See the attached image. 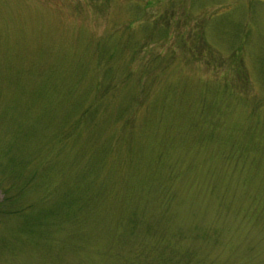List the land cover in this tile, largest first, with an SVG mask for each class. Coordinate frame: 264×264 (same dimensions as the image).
<instances>
[{"label":"rangeland","instance_id":"rangeland-1","mask_svg":"<svg viewBox=\"0 0 264 264\" xmlns=\"http://www.w3.org/2000/svg\"><path fill=\"white\" fill-rule=\"evenodd\" d=\"M0 264H264V0H0Z\"/></svg>","mask_w":264,"mask_h":264}]
</instances>
